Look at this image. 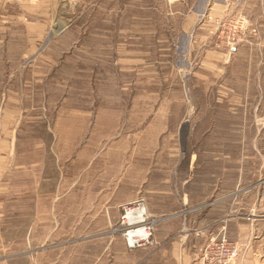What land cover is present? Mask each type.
Instances as JSON below:
<instances>
[{
    "label": "rangeland",
    "instance_id": "rangeland-1",
    "mask_svg": "<svg viewBox=\"0 0 264 264\" xmlns=\"http://www.w3.org/2000/svg\"><path fill=\"white\" fill-rule=\"evenodd\" d=\"M183 14L0 0V264H135L176 245L191 250L165 263L201 264L217 199L264 236V0ZM138 202L154 245L130 249L122 208Z\"/></svg>",
    "mask_w": 264,
    "mask_h": 264
},
{
    "label": "crops",
    "instance_id": "crops-1",
    "mask_svg": "<svg viewBox=\"0 0 264 264\" xmlns=\"http://www.w3.org/2000/svg\"><path fill=\"white\" fill-rule=\"evenodd\" d=\"M245 2L247 0H182L177 4L184 12L182 23L198 24L213 16L219 17V14H222L224 18H231L234 14L239 13L240 8L243 12ZM215 20L222 19L219 17ZM217 202H219V199L216 200V205L208 210V217L205 215L199 221L203 235L208 236L210 239L224 234L229 240L232 239L239 243L241 245L240 264H264V236L259 235L261 230L259 228L260 224L257 223L259 218L249 216V219H244L235 215L236 210L228 200ZM254 210V208L251 210L252 213ZM220 212H223V214H220ZM206 228H209V231H207L208 229L205 230ZM176 246L174 247L176 250L172 251L137 253L139 258L135 264H167L165 260L171 255L176 256L177 248L182 255L186 254L187 246ZM158 260H160V263Z\"/></svg>",
    "mask_w": 264,
    "mask_h": 264
},
{
    "label": "built area",
    "instance_id": "built-area-1",
    "mask_svg": "<svg viewBox=\"0 0 264 264\" xmlns=\"http://www.w3.org/2000/svg\"><path fill=\"white\" fill-rule=\"evenodd\" d=\"M177 4L182 0H166ZM240 20V19H238ZM241 22V21H240ZM121 225L127 228V244L130 249L152 247L150 225L156 220L150 217L143 203L138 202L122 208ZM141 231V233H138ZM133 232L132 241L129 233ZM239 256V247L224 234L210 238L202 249L201 264H234Z\"/></svg>",
    "mask_w": 264,
    "mask_h": 264
},
{
    "label": "bare ground",
    "instance_id": "bare-ground-1",
    "mask_svg": "<svg viewBox=\"0 0 264 264\" xmlns=\"http://www.w3.org/2000/svg\"><path fill=\"white\" fill-rule=\"evenodd\" d=\"M138 233H141V231H139ZM133 235H134L133 232L129 233V235H128V236H129V241H130V242L132 241Z\"/></svg>",
    "mask_w": 264,
    "mask_h": 264
}]
</instances>
